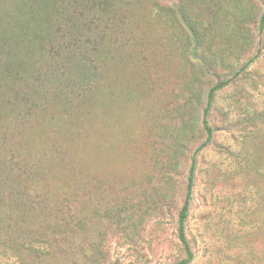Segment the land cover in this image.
Listing matches in <instances>:
<instances>
[{
  "label": "rangeland",
  "instance_id": "374dc122",
  "mask_svg": "<svg viewBox=\"0 0 264 264\" xmlns=\"http://www.w3.org/2000/svg\"><path fill=\"white\" fill-rule=\"evenodd\" d=\"M263 14L264 0H0V237L19 254L0 263L173 264L208 93L230 79L197 158L190 264H264Z\"/></svg>",
  "mask_w": 264,
  "mask_h": 264
},
{
  "label": "trees",
  "instance_id": "16d2710c",
  "mask_svg": "<svg viewBox=\"0 0 264 264\" xmlns=\"http://www.w3.org/2000/svg\"><path fill=\"white\" fill-rule=\"evenodd\" d=\"M260 28H261V30H264V14L261 17ZM198 34H199V38H198V44H199L200 42H202L201 40H203V38L200 37V35H201L200 31H199V33H197V35ZM203 35H204V32H203ZM60 51H61V53L65 52L66 48L62 47V50H60ZM70 56H65L64 58L66 60H71L72 56L71 57ZM63 61H64V59H60V62H63ZM246 67H247V64L241 70L245 69ZM229 81H230V79H225V80L217 82L210 89V91L208 93L207 103H206V106L204 107V110H203V120H202L203 127H204V130L206 132V139L202 144H200L195 149V151L192 155V158H191V163H190V167H189V171H188V177H187L185 197H184L183 204L178 211L177 234H178V238L180 240V243L182 245V255L179 258H177L173 262V264H190L195 257V253H194V249L192 247L191 241L187 236L186 227H187V221H188V217L190 214V208H191V204H192V200H193V188H194V184H195L197 158H198V155L201 152V150H203L209 144V142L211 141V139L214 136V127L210 124L208 117H209L212 105L215 101L216 92L219 89L223 88L227 83H229ZM36 241H38L37 246H40L38 249L44 250V248H42L45 246L43 244L44 242L41 240H37V239H36ZM9 254L15 255V256L19 255V254H17V251L14 249V246L8 245L6 243V241H4L0 237V260L4 256H7Z\"/></svg>",
  "mask_w": 264,
  "mask_h": 264
}]
</instances>
